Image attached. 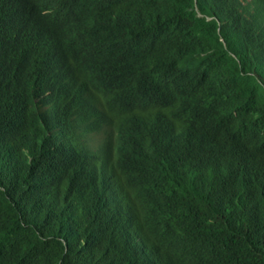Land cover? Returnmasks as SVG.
<instances>
[{
  "label": "trees",
  "instance_id": "obj_1",
  "mask_svg": "<svg viewBox=\"0 0 264 264\" xmlns=\"http://www.w3.org/2000/svg\"><path fill=\"white\" fill-rule=\"evenodd\" d=\"M0 264H264V0H0Z\"/></svg>",
  "mask_w": 264,
  "mask_h": 264
}]
</instances>
